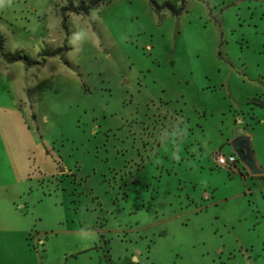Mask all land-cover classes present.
Masks as SVG:
<instances>
[{
    "label": "rangeland",
    "instance_id": "1",
    "mask_svg": "<svg viewBox=\"0 0 264 264\" xmlns=\"http://www.w3.org/2000/svg\"><path fill=\"white\" fill-rule=\"evenodd\" d=\"M164 1L0 0V264H264V0Z\"/></svg>",
    "mask_w": 264,
    "mask_h": 264
},
{
    "label": "trees",
    "instance_id": "2",
    "mask_svg": "<svg viewBox=\"0 0 264 264\" xmlns=\"http://www.w3.org/2000/svg\"><path fill=\"white\" fill-rule=\"evenodd\" d=\"M111 1L112 0H67V4L65 6H62L60 8V11H61V15L63 17L67 13L88 14L93 8H97L98 6H100L102 4H108ZM151 2L153 3V5H155V7L158 10L169 9L173 14H179L180 10L182 9V7H180V6L178 7L176 3H173L170 1H164L163 3H159V2H157V0H151ZM63 25H65V24L63 23ZM2 46H3L2 45V39H0V50L2 52L3 57L8 62L23 61L26 64H33L26 54H23L22 52H19V51L15 52V53H8V52L3 51L4 49ZM67 49H68V47H66L65 45L63 47L56 48L54 50L45 49L44 53H42L41 56L44 55V56L52 57V56L61 55L62 52L66 51ZM261 106H263V105L261 104ZM215 162H216V157H215ZM236 163H238V157H237ZM218 165H220V164H218ZM226 166H228V168L231 170V167H229L230 165H226ZM235 166L236 165H234L233 167H235ZM231 174H232V171H229V175H231Z\"/></svg>",
    "mask_w": 264,
    "mask_h": 264
},
{
    "label": "water",
    "instance_id": "3",
    "mask_svg": "<svg viewBox=\"0 0 264 264\" xmlns=\"http://www.w3.org/2000/svg\"><path fill=\"white\" fill-rule=\"evenodd\" d=\"M230 145L233 152L237 155L239 162H241L252 175L263 173V170L257 163L250 136L239 134L230 141Z\"/></svg>",
    "mask_w": 264,
    "mask_h": 264
},
{
    "label": "built area",
    "instance_id": "4",
    "mask_svg": "<svg viewBox=\"0 0 264 264\" xmlns=\"http://www.w3.org/2000/svg\"><path fill=\"white\" fill-rule=\"evenodd\" d=\"M216 162L220 165H233L237 162V156L234 153L231 154H218L216 156Z\"/></svg>",
    "mask_w": 264,
    "mask_h": 264
},
{
    "label": "crops",
    "instance_id": "5",
    "mask_svg": "<svg viewBox=\"0 0 264 264\" xmlns=\"http://www.w3.org/2000/svg\"><path fill=\"white\" fill-rule=\"evenodd\" d=\"M238 133H236V135H237ZM231 153H233V151H230L228 154H231Z\"/></svg>",
    "mask_w": 264,
    "mask_h": 264
}]
</instances>
